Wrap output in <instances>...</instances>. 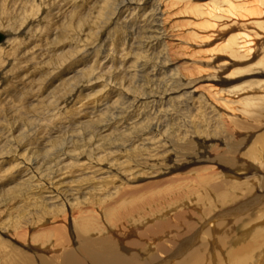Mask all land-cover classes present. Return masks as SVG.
Listing matches in <instances>:
<instances>
[{
  "label": "rangeland",
  "instance_id": "obj_1",
  "mask_svg": "<svg viewBox=\"0 0 264 264\" xmlns=\"http://www.w3.org/2000/svg\"><path fill=\"white\" fill-rule=\"evenodd\" d=\"M44 1L55 10L50 24L57 33L45 36V24L38 26L42 37L33 44L40 53L32 61L22 51V67L12 73L13 63L0 75V264L2 247L60 264L54 250L69 243L66 251L78 255L85 239L108 238L144 264L154 256L153 264L164 261L157 245L170 241L171 250H183L169 264L199 254L203 245L205 259L191 264H264V228L258 226L264 222V161L260 166L255 147L264 120L257 112L245 116L235 103L227 106L221 91H241L230 95L238 102L264 80L252 75L261 68L262 32L247 27L264 17L232 25L220 16L208 27L204 16L182 14L183 2L115 0L113 7L122 8L116 21L98 30L93 23L104 0ZM196 1L207 6L212 0ZM11 28L2 19L0 32ZM245 31L253 51L242 66L225 54L210 60L207 52L225 35ZM21 40L18 52L29 37ZM74 65L71 71L83 72L76 74L78 90H70L65 104L49 105L44 97L70 82L65 74ZM35 96L44 100L38 104ZM51 191L58 197L54 217L46 213ZM33 210L40 212L34 219ZM54 229L63 240L50 235Z\"/></svg>",
  "mask_w": 264,
  "mask_h": 264
},
{
  "label": "bare ground",
  "instance_id": "obj_2",
  "mask_svg": "<svg viewBox=\"0 0 264 264\" xmlns=\"http://www.w3.org/2000/svg\"><path fill=\"white\" fill-rule=\"evenodd\" d=\"M11 1H13V2L14 1H17V2L28 1V2L24 3L20 6L19 5L17 6L16 4L11 5L8 0H0V22L3 19V21L10 23V27H12L9 30H4V31L0 32V34H2L4 36V39L0 42V49L4 50V52L0 51V63L2 65V67L0 69V75L1 76L4 74L3 73L4 68L6 66H10V65L12 66L13 63H14V65H13L12 70H11L12 73L16 69H20V67H22V64L24 63L21 61L22 57L28 55L29 57H31L32 61L36 58V55L38 54L39 50H38V47L35 46V44H33V43L39 41L40 37H42V32H38L41 30L38 28V26L45 24V27L43 28L45 36H49V35L53 34V31H55L57 33L58 28H59L58 26L54 27L50 24V21L52 20V18H50L51 12L55 11V10H51L48 7V3L46 4V2L44 0H11ZM176 1L183 2L182 14H192L193 16H195L197 18L202 17V19H200L201 21H204L203 19L205 18V22H206V24L208 23V25H207L208 27L210 26V23H212V21L214 22V20L219 18L220 16H221L220 19H226L232 25H238L237 23H239V21L241 19L243 20V19H246V18L251 17L253 15H259V16L262 15L264 17V0H212L210 2V4H208L207 6L206 5H200L197 3L198 1L194 2V0H176ZM201 1L202 0H200V2ZM114 3H115V0H104L103 6H102L101 10L97 13V16L95 18V20L97 19V25L95 22L93 23L95 25L94 29L100 30V27L103 29H105L106 27L109 28L108 25L111 26L110 24L116 21L115 15L118 14L122 10V8L120 9V6H116V8L113 7ZM123 3H125V0L123 1ZM174 4H176V3H174ZM16 6H17V8H16ZM10 8H16L19 10L14 11V9L11 10ZM46 12H47V14H46ZM42 15H44V16L42 17ZM52 16L58 17L57 13L52 14ZM203 16H204V18H203ZM110 18H113L114 20L111 19L109 21ZM206 19H208V20H206ZM224 24L227 25V23H224ZM251 25L254 27L253 29L261 30V32H262L261 35L263 36L262 37L263 38L262 43L257 46L261 49L262 52H261V58L258 60L256 65L258 67L260 66L261 68L255 74H252V75H258V76H261L264 78V20L252 21L251 23L247 24V27L248 26L251 27ZM207 26L203 27V28H207ZM241 26L243 29L244 24ZM32 28H33V30L31 32ZM212 28H214V27H212ZM209 32H207V33H209ZM38 33H41V35L39 36ZM98 33L101 34L102 32L99 31ZM26 35L29 37V41L26 43L27 45L24 46L23 50L18 52V50L21 48V45H23V42L21 40V36H26ZM261 35L256 34V32H255V35L253 34V36H258V37H261ZM89 36L91 39L92 35L89 34ZM220 43H222V44L217 45L216 47H214L212 49V51L209 50L207 52V53H209L208 55L211 56L210 60L214 59L215 56H217L218 61L223 60V58L220 54H225L227 56V60H230V61L235 60L236 62H239V65H240V63H242L245 59L249 58V56L251 55V52L253 51V49H252V45H253L252 44V38L250 37V35H248L246 33V31L241 32V33L237 32V33H234L228 37H226V35H225ZM87 45H88L89 49L91 47H93L92 43H89ZM7 49H9V50L7 51ZM21 52L23 53L24 56L20 54ZM31 52L34 54V56L31 55ZM80 52H81L80 50L77 51L78 54H80ZM39 53H40V51H39ZM213 61H215V60H213ZM73 62H74V60H73ZM16 63L18 65H16ZM19 64H21V65H19ZM217 65H220V64L218 63ZM217 65L215 66V68H217L216 70L219 71L220 68L217 67ZM236 66H238V65H236ZM240 66H242V65H240ZM59 67H60V65H59ZM59 67H57V68L60 69ZM75 68H77V67L75 66L74 68L72 67V68H67V69H69L71 71L72 69H75ZM134 69H135V67H134ZM54 70H57V69L54 68ZM64 70H66V69L64 68ZM93 70H95V69H93ZM239 70H240V68H239ZM242 71H244V70H242ZM53 72L54 71H52V74H53ZM88 72H87V75L89 76L90 72L89 73ZM60 73L62 74V71H60ZM76 74L82 76L83 72L79 71V70H76V71L73 70L70 73L65 74V75L69 76L67 80L70 82H68V83H72V81L74 80L76 82V83L74 82L75 85L72 86V84H70V85L68 83L65 84V81H63L57 85V88L59 90L56 89L54 91L58 90L57 92H62V94H60L61 98H59L60 96H56L57 93H54V91L53 92L49 91L48 95L46 97H44V99H46V100L51 99V102L49 103V105L50 104H52V105L59 104V102H60L59 100L62 101V99L63 98L65 99L66 96H67V100L65 99L66 100V101H64L65 103L72 99L73 94L70 93V90L74 88L73 89V91H74V90H78V88H79V86L77 85L79 80L77 79ZM218 78H220V77L218 76V77H215L214 79H218ZM206 79H208V78H206ZM214 79L210 78V79H208V81L213 82ZM205 81H207V80H205ZM227 82L228 83L230 82V80L228 78L225 80H221V83L226 84ZM250 89H252V88H250ZM234 90L235 89H233V88L229 91L221 90V91H223V94L225 97H229L228 99H224L223 103H225L227 106H231V103H235V104L239 105L238 107H240L243 110V112L245 111L244 112L245 116H246V114H248L250 116V114L253 115V113L257 112L258 118L261 120H264V80H262L257 91L254 92L252 90L253 91L252 95H250V96L244 95V96L238 98V100H239L238 102L230 100V95L234 94V92L235 93L241 92V91H236V90L234 91ZM214 92H217V91H214ZM52 93H54V94H52ZM192 93H190V94L192 95ZM50 94H52L51 97H50ZM39 97H41V96H39ZM48 97H50V98H48ZM35 98H36L35 101L38 104L44 100V99L39 100L36 96H35ZM221 99H223V98H221ZM61 108H63V107H61ZM250 108H252V110H253L252 112L249 111ZM250 119H252V116L250 117ZM263 123L261 125H263ZM103 125H104V123L101 126H103ZM233 125H234V123H233ZM105 128H107V125L105 126ZM103 132H104V130H103ZM249 134H247L244 137L245 140L249 139ZM257 136H258L259 140L255 141L256 142L255 147H256V150L258 151V155L260 156L258 159V163L260 162L259 165L261 166V163H263L261 161H264V132L257 135ZM107 138H109L108 134L103 136L104 140H106ZM257 143H258V145H257ZM10 153H12V152H10ZM224 164L228 168H232V167L236 166V165L233 166V162H231V161H224ZM235 168H237V167H235ZM263 169H264V167H263ZM25 176L26 175H24V177ZM25 178L26 179H24L23 182H26L28 180L27 177H25ZM261 186L264 188V179L261 182ZM52 194H56L55 191L49 192L48 197L45 196V197L50 199L49 201L46 202V206L48 205V208L46 209V213H47L48 217L52 216V214L54 217L53 212L56 209V203L55 202H56V198H58L56 195H52ZM57 195H59V193ZM64 204L62 203L60 206H64ZM67 205L68 204H66V206ZM68 207H70L68 209V210H70L73 207V205L69 204ZM35 213H36V216H33V219H34V217L35 218L37 217V214H40V212H36L33 210L32 214L35 215ZM247 215L249 216V214H247ZM71 222H72L71 225H73L74 220L72 219ZM82 224L85 225L84 229H88L87 223L85 224L83 222ZM258 226L261 228H264V222H262ZM255 227H257V226H255ZM157 231L158 230L154 229V232H157ZM250 231H252V230H250ZM250 231H248V232L246 231L247 234L245 232V235H248V233ZM82 234L87 235V234H89V231L84 230L82 232ZM50 235L55 236V237L59 238L60 240L63 237L62 234H60V229H54L53 233H50ZM44 237H47V235ZM170 242H171L169 244L170 246H168V247H164L163 244H160V246L157 245L156 250L159 252H163L167 257L164 261L156 262L157 264H169L172 259H174L176 256H178L182 252L183 247H179L178 245L174 250L173 249L171 250V248H172L171 245L174 244V241H170ZM27 244L25 245L26 247H27ZM139 244L141 245L140 242H139ZM69 245L70 244L68 243L67 247H66L67 251H69ZM21 246H24V245H21ZM29 247H30V245H29ZM8 248H11V247H8ZM31 248H29V249H31ZM203 248H206V247H204V245H203V247H201V249L199 248L197 250L199 254H189L185 259H183V262L180 264H191L192 262H195V263L202 262L203 259H205V257L201 254L203 252V250H202ZM6 249H7L6 247H5V249H4V247H2L1 251L3 252L2 254L4 256H3V261H1V264H51L49 261L46 260L47 258H51V257L45 256L43 254L42 255L37 254L38 256L34 254L35 257L31 258L30 256H28L27 254H25L23 252L20 253V252H18V250L16 251L15 250L16 248H13L9 251H7ZM66 250H65V248H63V250L61 248H58V249L53 251V253L56 255H53L52 257L61 256L60 264H144V262L142 260H140L138 255L128 254L127 252H125L124 248H122L121 251L125 255L122 252H120V248L118 247L117 241H115L114 239H110V238L105 239V240H95V241H93L92 239H85L80 246L78 255L76 254V252H67ZM151 258L152 259L150 261H147L148 263L153 264L155 261H157V258H155V256L151 257Z\"/></svg>",
  "mask_w": 264,
  "mask_h": 264
},
{
  "label": "water",
  "instance_id": "obj_3",
  "mask_svg": "<svg viewBox=\"0 0 264 264\" xmlns=\"http://www.w3.org/2000/svg\"><path fill=\"white\" fill-rule=\"evenodd\" d=\"M4 39V36L0 34V42Z\"/></svg>",
  "mask_w": 264,
  "mask_h": 264
}]
</instances>
